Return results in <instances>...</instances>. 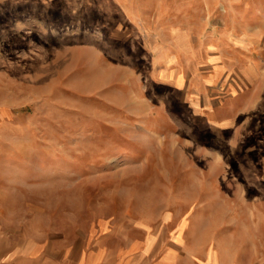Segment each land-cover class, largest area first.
<instances>
[{
  "label": "rangeland",
  "instance_id": "1",
  "mask_svg": "<svg viewBox=\"0 0 264 264\" xmlns=\"http://www.w3.org/2000/svg\"><path fill=\"white\" fill-rule=\"evenodd\" d=\"M193 220L264 264V0H0L1 245Z\"/></svg>",
  "mask_w": 264,
  "mask_h": 264
},
{
  "label": "crops",
  "instance_id": "2",
  "mask_svg": "<svg viewBox=\"0 0 264 264\" xmlns=\"http://www.w3.org/2000/svg\"><path fill=\"white\" fill-rule=\"evenodd\" d=\"M201 227L205 225L194 220L188 225L165 222L158 227H92L69 247L53 237L39 243L16 240L4 246L0 242V264L230 263L220 237L199 235Z\"/></svg>",
  "mask_w": 264,
  "mask_h": 264
}]
</instances>
